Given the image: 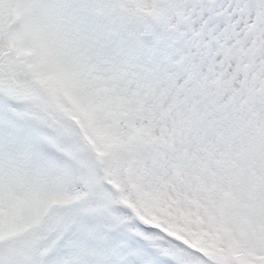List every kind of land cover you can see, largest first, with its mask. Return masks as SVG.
Segmentation results:
<instances>
[{
  "label": "rangeland",
  "instance_id": "obj_1",
  "mask_svg": "<svg viewBox=\"0 0 264 264\" xmlns=\"http://www.w3.org/2000/svg\"><path fill=\"white\" fill-rule=\"evenodd\" d=\"M86 1L0 0V87L32 95L33 103L21 126L0 113V264L64 254L52 263L264 264V0L250 8V24L261 26L246 47L243 33L219 35L212 53L211 0ZM15 14L23 24L15 25ZM149 18H166L178 31L171 43L178 36L184 50L176 45V60L141 45L120 52L150 30ZM163 49L160 40L152 52ZM21 99L28 101L14 100ZM76 99L96 118V128L85 130L100 150L126 155L117 178L143 181V214L181 240L120 231L127 218L116 215L114 196L103 186L93 191L109 159L94 155L66 118L76 113L86 123ZM122 234L128 240L116 241Z\"/></svg>",
  "mask_w": 264,
  "mask_h": 264
}]
</instances>
